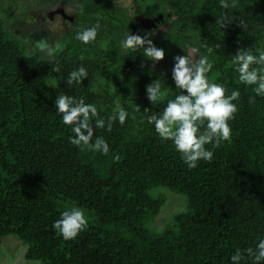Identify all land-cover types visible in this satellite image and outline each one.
I'll return each instance as SVG.
<instances>
[{
  "label": "trees",
  "instance_id": "obj_1",
  "mask_svg": "<svg viewBox=\"0 0 264 264\" xmlns=\"http://www.w3.org/2000/svg\"><path fill=\"white\" fill-rule=\"evenodd\" d=\"M160 1L179 11L187 0ZM242 1L264 7V0ZM78 2L83 9L72 16L54 60L25 53L0 19V241L14 236L25 247L23 258L41 264H231L237 248H255L264 239V97L249 103L253 86L240 83L231 66L236 51L247 49L252 27L240 28L241 11L221 9L219 0H201L197 11L179 13L178 32L209 56V80L222 84L226 95L240 92L230 139L213 150L211 162L188 169L172 142L142 120L146 108L160 112L178 94L171 73L143 69L135 75L143 49L116 59L105 35L128 27L124 15L110 9L111 0ZM155 9L145 6L142 14L148 18ZM222 15L231 20L223 29L216 23ZM78 20L87 27L99 22L93 43L75 39ZM254 43L253 54L264 51V26ZM81 66L88 77L67 85L69 73ZM158 78L173 95L154 106L146 86ZM61 94L95 105L105 119L121 108L129 114L110 132L95 129L93 140L103 137L108 155L69 143L73 134L54 107ZM157 187L185 199L160 231L150 228L164 204ZM73 206L84 210L88 227L65 241L52 225Z\"/></svg>",
  "mask_w": 264,
  "mask_h": 264
},
{
  "label": "clouds",
  "instance_id": "obj_2",
  "mask_svg": "<svg viewBox=\"0 0 264 264\" xmlns=\"http://www.w3.org/2000/svg\"><path fill=\"white\" fill-rule=\"evenodd\" d=\"M219 5L221 9L235 6L230 5L228 0H219ZM79 7L82 11L83 5ZM216 23L223 29L231 20L222 15ZM239 27L247 30L248 23L241 19ZM99 28V22L91 27L78 26L75 39L84 45L91 44L96 40ZM151 34L146 33L142 37L128 31L120 47L125 51L143 49V57L151 60L154 68L157 62L164 59L165 52L153 44L149 38ZM212 51L211 47L207 49L209 54ZM257 51L258 54H253L252 48H239L231 59V66L238 74L240 83L253 86L254 96L249 98V103H255L257 96L264 97V51ZM48 55L55 59L52 49H49ZM174 61L171 78L178 94L174 99L167 100L160 112H150L146 108L142 120L154 126L155 133L161 140L171 141L188 169H194L201 160L211 162L213 150L230 139L232 130L229 121L235 119V113L238 111L233 101L239 100L240 92L233 90L230 95H226V89L222 84L209 80L207 74L213 65L208 55L201 54L197 47H192L190 53L187 52L185 56H175ZM53 70L59 72L60 69L54 67ZM86 77L88 72L81 66L69 73L66 84L69 86L74 83L81 84ZM146 95L154 106L165 100L161 79H155L146 86ZM54 107L61 115L62 123L70 127L73 134L69 137L71 145L82 152L90 151L105 156L109 154V145L103 137L97 136L93 140L95 129L110 132L115 121L122 126L129 115L121 108L105 119L99 116L95 105L86 104L82 98L77 100L64 94L56 97ZM136 110L140 111L138 106ZM132 118L135 119L134 116ZM207 145H211V149L207 148ZM112 159L119 162L121 157L114 153ZM52 227L65 241H70L88 227V218L84 210L73 206L63 211L60 219L55 221ZM245 257L251 260V264H264V239H260L255 248L248 247L243 251L237 248L230 257L231 264H242Z\"/></svg>",
  "mask_w": 264,
  "mask_h": 264
},
{
  "label": "rangeland",
  "instance_id": "obj_3",
  "mask_svg": "<svg viewBox=\"0 0 264 264\" xmlns=\"http://www.w3.org/2000/svg\"><path fill=\"white\" fill-rule=\"evenodd\" d=\"M200 3L201 0H187L183 5L184 10L193 13L197 11ZM78 4V0H0V19L4 22V29L10 35L22 40L25 53H36L40 57L49 58V49H52L55 54L62 49L63 44L66 42L65 34L70 28L74 15L78 14ZM234 5L236 9L241 11V18L252 27L250 29L252 37L250 42L247 43V48L253 50L255 47L254 41L264 26V7H254L242 0H234ZM145 6L156 8L148 18L142 14ZM59 7L63 9L65 15L71 17L70 22L54 13ZM111 8L115 12H121L128 24L126 28L113 27L108 31L105 30L106 37L111 40L110 47L114 49V58L117 59L126 52L120 47V44L126 38L128 31L130 34L140 36L152 33L149 38L157 44L155 45L157 48H162L165 52L164 59L157 62L154 68L152 67V61L143 57L140 65L137 66L139 69L135 71V75L143 72V69L145 72L152 74L172 73L175 56L187 55L192 47H197L200 50L198 42L185 40L184 34L178 32L177 19L179 13L184 11L183 9L179 11L171 9L160 0H151L150 3L149 0H111ZM145 19L150 20L151 24L145 26L144 23L142 26ZM77 25L87 27L88 24L80 23V20H78ZM172 95V91H165L166 97ZM153 191H155V194L164 197V204L160 212L150 224V228L160 231L173 214L184 208L185 199L181 195L172 193L162 187H157ZM14 242H16L15 237L12 235L1 239L0 264H41L38 261L25 260L23 258L24 245L18 243V241L17 244ZM19 257L22 259L17 260Z\"/></svg>",
  "mask_w": 264,
  "mask_h": 264
},
{
  "label": "water",
  "instance_id": "obj_4",
  "mask_svg": "<svg viewBox=\"0 0 264 264\" xmlns=\"http://www.w3.org/2000/svg\"><path fill=\"white\" fill-rule=\"evenodd\" d=\"M54 13L59 14L62 18H64L65 20H68L69 22L71 21V17L65 15L61 7L57 8ZM144 23H145V26L148 24L149 25L151 24L150 20H146V19L142 22V26L144 25Z\"/></svg>",
  "mask_w": 264,
  "mask_h": 264
},
{
  "label": "crops",
  "instance_id": "obj_5",
  "mask_svg": "<svg viewBox=\"0 0 264 264\" xmlns=\"http://www.w3.org/2000/svg\"><path fill=\"white\" fill-rule=\"evenodd\" d=\"M7 237H8V236H5V237H3L2 239L7 238ZM15 241H16V242H14V243L17 244V240H16V238H15ZM18 243H19V242H18ZM24 248H25V247H24ZM23 252H24V250H23ZM19 259H22V258L19 257L17 260H19Z\"/></svg>",
  "mask_w": 264,
  "mask_h": 264
}]
</instances>
